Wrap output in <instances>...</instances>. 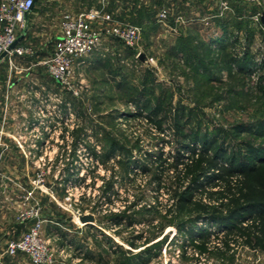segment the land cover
Returning <instances> with one entry per match:
<instances>
[{
	"label": "rangeland",
	"instance_id": "374dc122",
	"mask_svg": "<svg viewBox=\"0 0 264 264\" xmlns=\"http://www.w3.org/2000/svg\"><path fill=\"white\" fill-rule=\"evenodd\" d=\"M55 2L48 12L40 5L30 26L46 42L58 33L60 9L107 11L138 26L139 37L133 47L104 38L87 54L89 66L75 63L68 84L50 77L49 147L36 145L43 133L0 140V237L18 238L40 219L55 253L92 255L99 258L94 264H136L135 254L145 247L153 254L146 264H264V250L233 246L225 252L222 235H211L201 249L178 231L176 223L187 215L167 211L186 179L175 157L183 135L216 136L236 151L264 144L252 131L236 132L238 125L264 124V0H228L221 15L219 0ZM163 9L167 18L159 21ZM112 144L117 149L107 159ZM161 168L159 188L152 176ZM72 170L81 180L67 185ZM108 181L115 191L111 204L102 193ZM85 213L93 214L92 223L79 221ZM119 213L134 224L115 225ZM192 222L186 225L202 226Z\"/></svg>",
	"mask_w": 264,
	"mask_h": 264
},
{
	"label": "trees",
	"instance_id": "16d2710c",
	"mask_svg": "<svg viewBox=\"0 0 264 264\" xmlns=\"http://www.w3.org/2000/svg\"><path fill=\"white\" fill-rule=\"evenodd\" d=\"M262 91L264 93V88ZM147 120L163 131L159 120L150 114ZM245 131L264 137V124L258 123L255 128L237 126V133ZM186 137L190 142L185 140ZM180 143L181 149L175 157L177 164L185 165L186 179L174 192L171 208L167 211H173L176 218L187 215V220L202 226L191 228L186 225L187 220H179L176 223L178 231L198 242L197 246L203 250L205 240L211 235H222L220 242L225 252L231 251L233 246L264 250V144H244L242 150L236 151L229 149L216 136L193 133L183 135ZM115 149V144H112L105 154L107 159ZM157 157L160 159L159 155ZM161 169L160 173L152 176L159 188L164 171ZM77 171L68 173L64 181L77 184L81 180L76 177ZM112 192H115L112 181H108L102 191L104 203L113 202ZM113 219L115 225L134 224L132 216L123 213L114 214ZM129 245L135 248L132 241ZM151 250L152 247L139 250L134 256L136 264H146L153 257Z\"/></svg>",
	"mask_w": 264,
	"mask_h": 264
},
{
	"label": "built area",
	"instance_id": "2783aa9c",
	"mask_svg": "<svg viewBox=\"0 0 264 264\" xmlns=\"http://www.w3.org/2000/svg\"><path fill=\"white\" fill-rule=\"evenodd\" d=\"M236 1L248 4L259 3V0ZM35 2V0H0V55L5 53L0 60L5 57L10 58L13 54L22 55L31 52L29 46L19 44L13 48L10 46L25 27V16ZM219 5L220 15L229 9L228 0H219ZM158 17L159 21H163L167 18V12L161 10ZM138 37V26L118 22L107 11L97 9L75 13L65 11L61 15L59 35L54 40L51 52L42 63L54 81L65 85L74 77L75 63L96 48L104 38H114L127 47H133ZM73 92L76 93L77 90ZM42 124L43 131L37 133H49V124L45 121ZM48 139L49 136H46L44 143L41 146L36 144L37 147L43 149L49 147ZM41 229L42 220H33L18 238L4 240L2 253L9 256L24 254L31 264H57V253L50 248Z\"/></svg>",
	"mask_w": 264,
	"mask_h": 264
},
{
	"label": "crops",
	"instance_id": "0c3cea01",
	"mask_svg": "<svg viewBox=\"0 0 264 264\" xmlns=\"http://www.w3.org/2000/svg\"><path fill=\"white\" fill-rule=\"evenodd\" d=\"M55 1L59 0H36L25 16V27L21 31L22 33L25 30V34L17 44L29 46L31 52L13 54L10 58L0 60V140L9 134L14 136L20 132H42V122L49 123L51 119L52 81L50 76L45 74L42 61L51 52L54 42H46L41 33L32 30L30 26L38 19L40 5L46 6L45 12H48L52 10V5H56ZM59 6L61 8L60 3ZM64 12L60 9L58 14L62 15ZM58 35L59 28L55 38ZM87 56L77 61L78 68L89 66L90 60ZM45 137V134L42 138L39 137L36 144L41 146ZM65 247L71 245L66 244ZM2 251L3 246L0 247V264H31L24 254L9 256ZM56 256L57 264H94L99 259L92 255L85 257L81 253Z\"/></svg>",
	"mask_w": 264,
	"mask_h": 264
},
{
	"label": "water",
	"instance_id": "95a60500",
	"mask_svg": "<svg viewBox=\"0 0 264 264\" xmlns=\"http://www.w3.org/2000/svg\"><path fill=\"white\" fill-rule=\"evenodd\" d=\"M261 21L264 23V12L262 13ZM24 34H25V30H23V32L16 38V40L12 43L10 48H13L23 38ZM4 54L5 53H2L0 55V58H2L4 56ZM139 57L141 59L143 56H139ZM78 219L83 224H89V223H92L94 221V216L91 213H85L83 215H80L78 217ZM3 244H4V236H1L0 237V247L3 246Z\"/></svg>",
	"mask_w": 264,
	"mask_h": 264
}]
</instances>
